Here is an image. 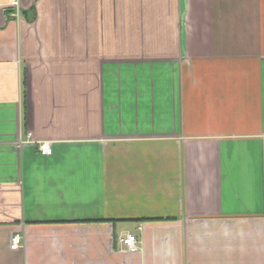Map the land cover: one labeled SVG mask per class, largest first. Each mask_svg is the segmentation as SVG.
Returning a JSON list of instances; mask_svg holds the SVG:
<instances>
[{"label":"crops","instance_id":"crops-1","mask_svg":"<svg viewBox=\"0 0 264 264\" xmlns=\"http://www.w3.org/2000/svg\"><path fill=\"white\" fill-rule=\"evenodd\" d=\"M0 264H264V0H0Z\"/></svg>","mask_w":264,"mask_h":264},{"label":"built area","instance_id":"built-area-1","mask_svg":"<svg viewBox=\"0 0 264 264\" xmlns=\"http://www.w3.org/2000/svg\"><path fill=\"white\" fill-rule=\"evenodd\" d=\"M12 8H13L12 16L18 17L20 7H19V4L17 1L13 2ZM38 150L43 155H49L52 153V147H51L50 143H48V142L41 143L38 147ZM121 241L129 251L135 252L138 250V246H137L138 238L135 234L127 233L126 235H124V237H122ZM21 245H22L21 235H19V234L14 235L12 237L11 248L12 249H18L21 247Z\"/></svg>","mask_w":264,"mask_h":264}]
</instances>
